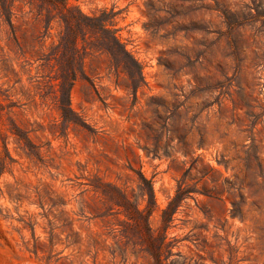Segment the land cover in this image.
I'll return each instance as SVG.
<instances>
[{
    "label": "rangeland",
    "instance_id": "obj_1",
    "mask_svg": "<svg viewBox=\"0 0 264 264\" xmlns=\"http://www.w3.org/2000/svg\"><path fill=\"white\" fill-rule=\"evenodd\" d=\"M66 1L144 83L92 52L67 98L57 22L0 14V264H155L178 186L164 264H264V0Z\"/></svg>",
    "mask_w": 264,
    "mask_h": 264
},
{
    "label": "trees",
    "instance_id": "obj_2",
    "mask_svg": "<svg viewBox=\"0 0 264 264\" xmlns=\"http://www.w3.org/2000/svg\"><path fill=\"white\" fill-rule=\"evenodd\" d=\"M16 0H0V14L8 22H11L13 15L12 8ZM31 7H34L37 15L42 16L46 22V33L51 29L53 21L57 22L59 33L58 43L53 45L51 52L45 57L46 60H60L62 71L57 79L60 80V91L66 84L69 86L65 90L68 98L70 89L76 80L78 73H83L84 59L88 53H105L110 58V65L115 72L123 73L133 92L144 83L142 65L135 56L127 49L117 35L115 28V13L107 10L92 16L81 12L78 7L69 6L66 0H24ZM64 110V108H62ZM65 111V110H64ZM149 195H152V188H149ZM188 194L178 186L174 197H172L167 207L163 210V233H159L154 240V249L150 252L155 264H164L162 255L168 258L172 255V241H168V223L172 221L174 214ZM139 212L138 209L130 210L124 208V213L129 219ZM167 215V217H166Z\"/></svg>",
    "mask_w": 264,
    "mask_h": 264
}]
</instances>
